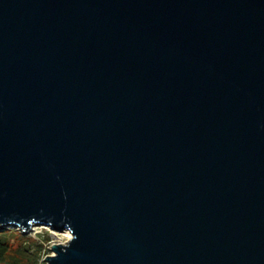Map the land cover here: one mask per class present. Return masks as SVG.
Returning <instances> with one entry per match:
<instances>
[{"label":"water","instance_id":"1","mask_svg":"<svg viewBox=\"0 0 264 264\" xmlns=\"http://www.w3.org/2000/svg\"><path fill=\"white\" fill-rule=\"evenodd\" d=\"M48 264H264V0H0V226Z\"/></svg>","mask_w":264,"mask_h":264},{"label":"trees","instance_id":"2","mask_svg":"<svg viewBox=\"0 0 264 264\" xmlns=\"http://www.w3.org/2000/svg\"><path fill=\"white\" fill-rule=\"evenodd\" d=\"M14 238L11 232L0 228V264H34L38 261L43 249V243L33 237H26L23 232H16ZM13 237V238H12ZM44 241L50 238L44 235Z\"/></svg>","mask_w":264,"mask_h":264},{"label":"rangeland","instance_id":"3","mask_svg":"<svg viewBox=\"0 0 264 264\" xmlns=\"http://www.w3.org/2000/svg\"><path fill=\"white\" fill-rule=\"evenodd\" d=\"M0 228H5L9 232H11V235H13L14 238L18 236V233L16 232H23L25 234L24 236L33 237L37 240V242L43 243V249L39 257L46 253L51 254L52 251L50 247L53 243H65L71 235L70 233L67 234L64 231H57L43 224H34L27 230L20 228L18 225L0 226ZM44 235H48L50 239L48 241H44Z\"/></svg>","mask_w":264,"mask_h":264},{"label":"built area","instance_id":"4","mask_svg":"<svg viewBox=\"0 0 264 264\" xmlns=\"http://www.w3.org/2000/svg\"><path fill=\"white\" fill-rule=\"evenodd\" d=\"M50 248H51V247H50ZM48 249H49V248H48ZM47 255H48L47 253L41 255V257H39L38 261H37L36 263H34V264H48L47 261H46V256H47Z\"/></svg>","mask_w":264,"mask_h":264},{"label":"bare ground","instance_id":"5","mask_svg":"<svg viewBox=\"0 0 264 264\" xmlns=\"http://www.w3.org/2000/svg\"><path fill=\"white\" fill-rule=\"evenodd\" d=\"M65 233H67V234H69V232L68 231H64Z\"/></svg>","mask_w":264,"mask_h":264},{"label":"snow or ice","instance_id":"6","mask_svg":"<svg viewBox=\"0 0 264 264\" xmlns=\"http://www.w3.org/2000/svg\"><path fill=\"white\" fill-rule=\"evenodd\" d=\"M71 237L69 236V239H70Z\"/></svg>","mask_w":264,"mask_h":264}]
</instances>
